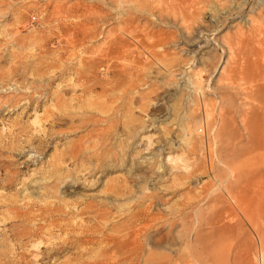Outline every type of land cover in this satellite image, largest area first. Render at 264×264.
I'll list each match as a JSON object with an SVG mask.
<instances>
[{
  "label": "rangeland",
  "instance_id": "rangeland-1",
  "mask_svg": "<svg viewBox=\"0 0 264 264\" xmlns=\"http://www.w3.org/2000/svg\"><path fill=\"white\" fill-rule=\"evenodd\" d=\"M237 187L264 216V0H0V264H258Z\"/></svg>",
  "mask_w": 264,
  "mask_h": 264
},
{
  "label": "bare ground",
  "instance_id": "bare-ground-1",
  "mask_svg": "<svg viewBox=\"0 0 264 264\" xmlns=\"http://www.w3.org/2000/svg\"><path fill=\"white\" fill-rule=\"evenodd\" d=\"M127 31V29H126ZM129 32V31H128ZM124 35V34H123ZM126 35V34H125ZM130 35V34H129ZM100 160V159H99ZM254 164V163H253ZM239 165V164H237ZM250 165V164H249ZM241 166V165H240ZM239 167V166H238ZM238 167L232 171V175L234 177H237L238 173ZM246 167V166H245ZM241 168V167H240ZM244 170V169H243ZM240 171V170H239ZM242 171V170H241ZM240 175V174H239ZM239 176L237 177V179ZM238 188V187H237ZM239 188L235 192V195L232 198V211L229 214V219L231 221V225L233 228H238L241 231H243V235L245 233L249 234L250 241L248 243H251L253 240L257 241L258 251H259V258H258V264H264V216L260 212L256 213L253 210H251L249 204H246L245 202H242L241 197L239 196ZM92 212L96 214V211ZM227 215V214H226ZM93 230V229H92ZM91 230V231H92ZM94 232V231H93ZM93 232H83V234L86 233H93ZM89 235V234H87ZM136 235V234H135ZM90 236V235H89ZM88 236V237H89ZM92 236V234H91ZM243 237V236H242ZM90 238V237H89ZM220 241V240H218ZM224 244V243H223ZM222 244V245H223ZM219 245V244H218ZM233 241L228 242L227 252L229 254H234V248H233ZM218 247V246H217ZM223 247V246H222ZM221 249V246H219ZM224 250V249H223ZM219 252V250L217 249ZM222 251V250H220ZM244 250H242L243 252ZM220 254V253H218ZM242 254V253H241ZM241 254L236 253L233 255V259L235 263L238 262L239 258L241 257ZM240 255V256H239ZM220 256V255H219ZM239 256V257H238ZM238 258V259H237ZM239 263V262H238ZM250 260L245 259L244 264H249Z\"/></svg>",
  "mask_w": 264,
  "mask_h": 264
}]
</instances>
